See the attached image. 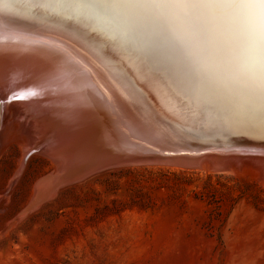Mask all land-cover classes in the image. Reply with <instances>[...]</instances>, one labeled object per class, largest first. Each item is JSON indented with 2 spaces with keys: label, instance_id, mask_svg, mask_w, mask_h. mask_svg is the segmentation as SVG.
Returning a JSON list of instances; mask_svg holds the SVG:
<instances>
[{
  "label": "rangeland",
  "instance_id": "1",
  "mask_svg": "<svg viewBox=\"0 0 264 264\" xmlns=\"http://www.w3.org/2000/svg\"><path fill=\"white\" fill-rule=\"evenodd\" d=\"M11 102L0 129V264H264L260 165L111 167L36 205V183L56 164L39 149L20 161L42 138Z\"/></svg>",
  "mask_w": 264,
  "mask_h": 264
},
{
  "label": "bare ground",
  "instance_id": "2",
  "mask_svg": "<svg viewBox=\"0 0 264 264\" xmlns=\"http://www.w3.org/2000/svg\"><path fill=\"white\" fill-rule=\"evenodd\" d=\"M39 2L44 6L33 13L34 0H0V44L7 42L9 49L0 57V129L5 114L12 117V107L7 106L12 100L21 111L17 116L33 122L42 138L34 149L25 146L20 161L39 149L56 164L51 176L36 183L33 204L54 196L59 187L102 171L93 168L96 155L107 149L94 145L98 134L103 137L102 130L108 133L105 116L133 144L167 160L182 154H230L235 163L249 159L264 170V131L258 125L237 120L223 107L193 111L191 105H178L161 82L166 76L161 73L157 79L155 69L146 68L123 42L92 21L65 18L48 6L59 0ZM12 3L20 9L7 7ZM146 42L140 38L141 46ZM161 57L167 53L162 51ZM205 159L217 171L232 164L203 157L185 166H199Z\"/></svg>",
  "mask_w": 264,
  "mask_h": 264
},
{
  "label": "snow or ice",
  "instance_id": "3",
  "mask_svg": "<svg viewBox=\"0 0 264 264\" xmlns=\"http://www.w3.org/2000/svg\"><path fill=\"white\" fill-rule=\"evenodd\" d=\"M42 6L34 0L30 10ZM48 6L123 42L157 79L166 76L161 82L178 105L223 107L264 131V0H59Z\"/></svg>",
  "mask_w": 264,
  "mask_h": 264
},
{
  "label": "water",
  "instance_id": "4",
  "mask_svg": "<svg viewBox=\"0 0 264 264\" xmlns=\"http://www.w3.org/2000/svg\"><path fill=\"white\" fill-rule=\"evenodd\" d=\"M6 41V40H2ZM7 42L4 44H0V57L3 55L7 50ZM13 48V47H10ZM19 50H23L26 52H29L34 55H39L38 53L34 52L32 49H25V48H18ZM17 49V50H18ZM12 50V49H11ZM15 50V49H13ZM25 53V52H24ZM4 82V80H2ZM104 115V114H103ZM105 116V115H104ZM107 124L110 126L108 127V133L107 131L102 130L104 133L103 137L97 136L96 146H100L107 149V152L104 154L96 155L98 156V164L95 166V170H105L111 167L116 166H124V165H135L139 163H151V162H163V161H172L173 163H178L181 165H188L189 162H197L199 159L203 157H211L213 161H216L217 163L224 164L225 162H232L235 163V158H231L230 154H211V153H201L193 156H186L184 154L182 155H176L170 157L171 159L167 160L166 158L156 156L154 155L151 150L144 147V149L140 146V144H133L129 140L128 137L121 132L116 126L115 122L109 117L105 116ZM112 123V124H111ZM108 126V125H107ZM113 126V128H112ZM102 140H105L106 142L103 144ZM106 144V145H105ZM156 154V153H155ZM234 156V155H233ZM239 157V155H236ZM237 159V158H236ZM264 159V158H263ZM221 160V161H220ZM241 160V159H238Z\"/></svg>",
  "mask_w": 264,
  "mask_h": 264
}]
</instances>
